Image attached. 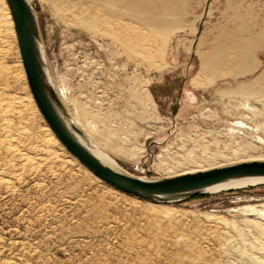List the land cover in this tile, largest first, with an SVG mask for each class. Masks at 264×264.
Instances as JSON below:
<instances>
[{"label": "rangeland", "instance_id": "374dc122", "mask_svg": "<svg viewBox=\"0 0 264 264\" xmlns=\"http://www.w3.org/2000/svg\"><path fill=\"white\" fill-rule=\"evenodd\" d=\"M34 1L67 112L120 169L264 160V0ZM0 21V264H264V185L167 206L111 188L49 128Z\"/></svg>", "mask_w": 264, "mask_h": 264}, {"label": "water", "instance_id": "95a60500", "mask_svg": "<svg viewBox=\"0 0 264 264\" xmlns=\"http://www.w3.org/2000/svg\"><path fill=\"white\" fill-rule=\"evenodd\" d=\"M30 91L49 127L65 149L86 169L113 189L160 205L176 204L206 194L212 186L243 178H264V162L253 161L190 173L146 179L105 165L77 136L88 139L75 125L54 88L44 55L34 0H6Z\"/></svg>", "mask_w": 264, "mask_h": 264}, {"label": "bare ground", "instance_id": "6f19581e", "mask_svg": "<svg viewBox=\"0 0 264 264\" xmlns=\"http://www.w3.org/2000/svg\"><path fill=\"white\" fill-rule=\"evenodd\" d=\"M6 1V0H5ZM7 3V1H6ZM8 5V4H7ZM6 6H2L0 7V19L3 18L5 23H9V27H11V29L15 31V26H14V23H13V19H12V16H11V11H10V8L9 6L7 7ZM35 10L37 12V5L35 4ZM37 16V15H36ZM38 21V19H37ZM1 22V21H0ZM38 25H39V22H38ZM39 30H40V25H39ZM15 34H16V31H15ZM40 34H41V30H40ZM16 38H17V35H16ZM18 42V40H17ZM19 47V46H18ZM43 51H44V46H43ZM44 55H45V52H44ZM22 59V58H21ZM23 64V63H22ZM204 68V67H203ZM24 69V67H23ZM202 70V69H201ZM25 72V71H24ZM26 76V74H25ZM50 77V80L54 86V88L56 89L58 95H59V98L61 99V102L63 103V105L65 106V108L67 109L68 111V107H66V104H65V99H64V96H63V93L60 91V89H58L56 87V84L54 82V80H52L51 76ZM27 80V78H26ZM28 83V81H27ZM29 86V85H28ZM30 89V88H29ZM31 92V91H30ZM32 94V93H31ZM33 97V95H32ZM34 99V98H33ZM35 101V100H34ZM32 102V101H31ZM33 103V102H32ZM36 103V102H35ZM37 105V104H36ZM38 107V106H37ZM145 108V107H143ZM39 109V108H38ZM40 111V110H39ZM41 113V112H40ZM69 113V112H68ZM111 113V112H110ZM70 118V123L77 126L80 130H82L85 134L84 136L88 139V141H85V139L82 137V136H77L79 139H81V141L107 166L111 167L112 169H114L115 171H118V172H125L124 170H122V168L120 169L118 164L113 161V159L111 157H109V155L105 154L102 152V150L100 148H102L103 150L105 149V151L107 150V147L106 146H103V144L98 141L96 138H95V135L91 132L92 128L90 127V129H88L86 127V125H84L74 114H70L69 113ZM111 115V114H110ZM113 115V114H112ZM206 117V116H205ZM82 120V119H81ZM143 121V120H142ZM145 121V120H144ZM47 123V122H46ZM126 124V123H125ZM49 126V125H48ZM132 126V125H131ZM129 127V126H128ZM50 128V127H49ZM51 129V128H50ZM128 129V128H127ZM95 130V129H94ZM52 131V130H51ZM53 132V131H52ZM95 132V131H94ZM54 134V133H53ZM55 135V134H54ZM57 138V137H56ZM58 139V138H57ZM59 140V139H58ZM93 142V144H98L100 146V148L96 147L95 145H93L91 143V141ZM61 143V142H60ZM62 144V143H61ZM64 147V146H63ZM65 148V147H64ZM110 151V150H109ZM68 152V151H67ZM132 156V155H131ZM76 159V158H75ZM77 160V159H76ZM253 161H257V160H251V161H245V162H253ZM264 161V160H263ZM240 163H244V162H238V164ZM233 165V164H232ZM236 165V164H234ZM231 166V165H229ZM160 167V166H159ZM223 167V166H222ZM225 167V166H224ZM216 168V167H215ZM215 168H211V169H215ZM217 168H221V167H217ZM211 169H184V170H181V171H177L176 173H171L169 176H167L168 178L170 177H177V176H183V175H187V174H190V173H197V172H201V171H208V170H211ZM127 173V172H125ZM165 177V178H167ZM261 185H264V178H243V179H237V180H232V181H229V182H226V183H222V184H218V185H215V186H212L210 187L209 189L206 190V194H215V193H219V192H222V191H228V190H241V189H246V188H249V187H256V186H261ZM112 188V187H111ZM117 191V190H116ZM119 192V191H118ZM121 193V192H120ZM123 194V193H122ZM204 195H200V196H197L195 198H198V197H202ZM195 198H192V199H189L187 201H184V202H188L190 200H193ZM136 199V198H135ZM184 202H181V203H184ZM150 203V202H148ZM154 204V203H152ZM156 205H160V204H156ZM162 206H167V205H162ZM165 208H169L170 207H165ZM243 211H247V212H255V209L253 207H245L242 209Z\"/></svg>", "mask_w": 264, "mask_h": 264}, {"label": "trees", "instance_id": "16d2710c", "mask_svg": "<svg viewBox=\"0 0 264 264\" xmlns=\"http://www.w3.org/2000/svg\"><path fill=\"white\" fill-rule=\"evenodd\" d=\"M198 198H202V197H198Z\"/></svg>", "mask_w": 264, "mask_h": 264}]
</instances>
